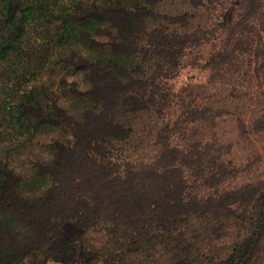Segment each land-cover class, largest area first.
<instances>
[{"label": "trees", "instance_id": "trees-1", "mask_svg": "<svg viewBox=\"0 0 264 264\" xmlns=\"http://www.w3.org/2000/svg\"><path fill=\"white\" fill-rule=\"evenodd\" d=\"M185 1L191 12L166 0H0V264L46 254L67 224L104 228L117 243L105 264H131L135 250L136 264H264V185L220 187L238 171L229 145H178L175 125L156 122L177 98L180 130L227 110L170 86L204 42L216 43L205 61L215 80L264 77V0ZM195 8L221 19L195 25ZM146 112L157 127L136 120ZM250 126L264 130V110ZM135 128L157 145L150 159L123 154ZM46 151L55 160L35 163ZM12 167L39 175L22 181Z\"/></svg>", "mask_w": 264, "mask_h": 264}, {"label": "rangeland", "instance_id": "rangeland-1", "mask_svg": "<svg viewBox=\"0 0 264 264\" xmlns=\"http://www.w3.org/2000/svg\"><path fill=\"white\" fill-rule=\"evenodd\" d=\"M166 3L176 4L181 9L191 12V6L185 0H166ZM195 14L191 16L193 24H202V27L212 26V22L221 19L220 16L209 18L202 8H195ZM212 42H204L199 47L188 50L181 59L178 73L169 80L172 89L183 97L190 92L197 93L196 100L199 103L205 101H217L223 104L227 110L214 117L212 121H188L184 129L178 119L180 113V100L166 110L160 121L155 115L146 112L136 116L139 123H146L150 129L161 123L175 125L177 129L171 137L172 143L185 145L197 138L206 139L216 136L219 142L229 145L228 152L223 158L230 166L238 168L235 177L227 178L220 187L235 188L246 183L264 185V130H254L250 121L264 110V77L247 76L240 83L235 74H226L224 79L212 78L209 66L205 64L209 53L214 48ZM80 73L72 76L77 82H81ZM207 96L202 98L201 96ZM187 101V100H186ZM249 123V124H248ZM140 128V126L138 127ZM152 137L146 130L135 128L132 143L124 146L127 159H150L156 152L157 145L152 143ZM227 149V148H226ZM210 188H202L201 193H209ZM79 228V227H78ZM66 232L56 239L51 249L46 253H37L33 258H28L22 264H105L103 260L104 247L114 249L117 243L108 239L103 227L94 226L77 231L72 224H67ZM231 231H233L231 229ZM109 242V244H108ZM142 257V251L135 250L130 256L131 264H136ZM264 258V257H263ZM264 260V259H263Z\"/></svg>", "mask_w": 264, "mask_h": 264}, {"label": "clouds", "instance_id": "clouds-1", "mask_svg": "<svg viewBox=\"0 0 264 264\" xmlns=\"http://www.w3.org/2000/svg\"><path fill=\"white\" fill-rule=\"evenodd\" d=\"M88 90H90V89L89 88L81 89V91H88ZM68 138L70 140L73 139L71 134H68ZM55 142H56L55 140L52 141V143H55ZM54 160H55V154L51 151H46V155H44L41 159L35 161V163H38L41 166H45L47 164L52 163ZM10 171H12L14 175L20 177L22 181H28V182H32L33 177H38V175H39V169L38 168H35L32 170L31 176L28 175L27 173H25L23 170L16 168V167L10 168ZM21 195L27 196L29 194L22 192Z\"/></svg>", "mask_w": 264, "mask_h": 264}]
</instances>
